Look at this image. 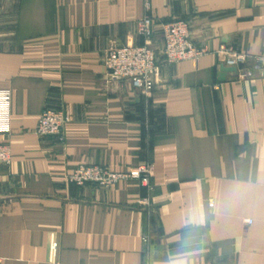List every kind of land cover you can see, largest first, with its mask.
I'll return each instance as SVG.
<instances>
[{"label": "crops", "instance_id": "1", "mask_svg": "<svg viewBox=\"0 0 264 264\" xmlns=\"http://www.w3.org/2000/svg\"><path fill=\"white\" fill-rule=\"evenodd\" d=\"M190 24L205 50L165 65L145 96L112 79L107 52L143 46L138 24ZM224 46L250 57L226 74ZM264 0H0V91L11 94L12 163L0 168V264H264ZM227 68V67H225ZM249 72L253 75L248 77ZM64 109V139L35 129ZM149 163L128 180L78 187L79 166ZM147 200L148 206L140 204Z\"/></svg>", "mask_w": 264, "mask_h": 264}, {"label": "built area", "instance_id": "2", "mask_svg": "<svg viewBox=\"0 0 264 264\" xmlns=\"http://www.w3.org/2000/svg\"><path fill=\"white\" fill-rule=\"evenodd\" d=\"M153 19L145 17L138 24V34L144 39L143 46L129 44L111 48L107 52L106 65L112 79L127 81L134 89L145 96H150L161 82V64L176 65L187 61L198 62L205 54V50L198 49L190 39V24L183 20L174 21L163 28L164 45L161 52L152 48L154 35ZM219 55L227 68L238 69L249 63L250 57L235 49L222 46ZM161 59V60H159ZM258 71L264 76V58H256ZM249 72L248 77H252ZM11 94L0 91V137L11 131ZM68 123L66 110L46 106L40 115L35 134L40 138L64 139V129ZM12 163V151L9 145L0 143V168L8 167ZM153 176V166L149 163L139 165L135 169L125 172H114L99 166H79L76 171L67 176L68 184L78 187L93 185L109 189L128 180L140 181L142 186L150 189ZM148 206V201L140 202ZM59 244L53 240L50 248V262L57 264Z\"/></svg>", "mask_w": 264, "mask_h": 264}, {"label": "water", "instance_id": "3", "mask_svg": "<svg viewBox=\"0 0 264 264\" xmlns=\"http://www.w3.org/2000/svg\"><path fill=\"white\" fill-rule=\"evenodd\" d=\"M236 69L235 68H225V67H222L221 68V81H224L225 79V76L227 73L229 72H233V73H236Z\"/></svg>", "mask_w": 264, "mask_h": 264}]
</instances>
